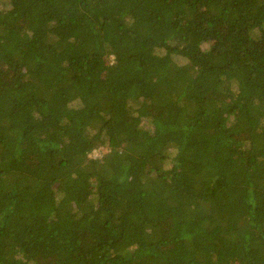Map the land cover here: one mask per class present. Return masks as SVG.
<instances>
[{"label":"trees","instance_id":"trees-1","mask_svg":"<svg viewBox=\"0 0 264 264\" xmlns=\"http://www.w3.org/2000/svg\"><path fill=\"white\" fill-rule=\"evenodd\" d=\"M0 264H264V0H0Z\"/></svg>","mask_w":264,"mask_h":264},{"label":"rangeland","instance_id":"rangeland-1","mask_svg":"<svg viewBox=\"0 0 264 264\" xmlns=\"http://www.w3.org/2000/svg\"><path fill=\"white\" fill-rule=\"evenodd\" d=\"M104 151L103 150H97V151H94L92 156L95 158V157H101V154H103Z\"/></svg>","mask_w":264,"mask_h":264}]
</instances>
